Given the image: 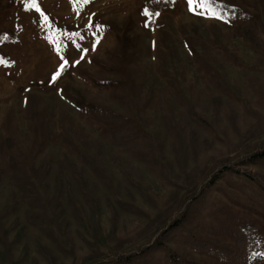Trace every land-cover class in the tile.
<instances>
[{"label": "rangeland", "instance_id": "1", "mask_svg": "<svg viewBox=\"0 0 264 264\" xmlns=\"http://www.w3.org/2000/svg\"><path fill=\"white\" fill-rule=\"evenodd\" d=\"M227 1L0 0V264H264V0Z\"/></svg>", "mask_w": 264, "mask_h": 264}, {"label": "trees", "instance_id": "2", "mask_svg": "<svg viewBox=\"0 0 264 264\" xmlns=\"http://www.w3.org/2000/svg\"><path fill=\"white\" fill-rule=\"evenodd\" d=\"M220 3L222 4H226L229 6V9L226 13V16L229 17L231 16L232 18H235L237 20H242L244 19L247 14L244 12L243 9H241L239 6L234 5L230 2H228L227 0H219ZM234 6V9L233 7ZM16 39V35L12 32H3L0 31V48L12 44ZM94 111L95 112H99L100 115L102 116V118H104V121H108V120H112V121H117V120H123L121 115L116 114L114 111H112L110 108L107 107H101V106H95L94 107ZM123 134V133H122ZM250 162L253 164H257L260 163L264 160V151L257 153L253 156L250 157ZM16 165H20L19 162L16 163ZM23 179H21L20 181H22ZM25 181V179H24ZM26 202H30L33 203L32 199H29L28 197L25 198ZM43 216L37 213H28L27 214V219L29 220L30 223H34V224H41ZM181 225V223H177V225H171L172 228H178ZM167 249V246L165 245V243L163 242H157L154 245L148 247L143 253H138L136 255L133 256H129V257H119L118 262L120 264H133L134 262H138V261H148L149 260V256L151 255L150 261H154L153 258V253H155L157 250L159 249ZM168 262L170 264H187L186 262H184L183 260H181L179 258V256L177 255V253H173L168 255Z\"/></svg>", "mask_w": 264, "mask_h": 264}, {"label": "snow or ice", "instance_id": "3", "mask_svg": "<svg viewBox=\"0 0 264 264\" xmlns=\"http://www.w3.org/2000/svg\"><path fill=\"white\" fill-rule=\"evenodd\" d=\"M74 3H82V4H88L91 2V0H73ZM187 3L189 5V11H195L196 14L198 15H207L210 18L213 19H219L222 20L224 22H230V17L226 16V13L229 9V6L226 4H222L219 2V0H187ZM193 5H195V9L193 8ZM23 6H24V10L25 11H32L35 10L36 12L40 13V15L43 17L45 23L48 22L49 17L47 15H45L43 13V10L41 9V7L39 6V2L38 0H23ZM234 9V6H232ZM142 14L147 17L146 22H145V26L148 27L150 26L152 17L154 16H159L160 13L159 12H150V10L145 7L142 10ZM94 15V14H93ZM93 24L91 22V17H89V23L87 25H85L86 28L91 29L93 28ZM96 31H101V29L103 28L102 25H95ZM72 35H79V33H73ZM96 33L93 32V36H95ZM81 39H83V37L81 36ZM99 43V39H97L95 41V43L93 44V49L95 50L96 44ZM79 45H77V48L79 49ZM57 51H59V49H57ZM88 49H84L81 55V59L84 58V56L87 54ZM62 59H64L62 57ZM2 62V61H0ZM14 63V62H12ZM68 61L66 59H64V62L60 65V68L58 69V71L53 74L52 77V81H55L57 79V77L60 76L61 72L66 68V66L68 65ZM76 63H79V61H76Z\"/></svg>", "mask_w": 264, "mask_h": 264}]
</instances>
